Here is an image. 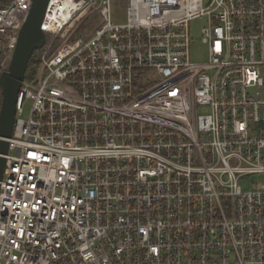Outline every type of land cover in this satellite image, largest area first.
I'll list each match as a JSON object with an SVG mask.
<instances>
[{"label":"built area","instance_id":"obj_1","mask_svg":"<svg viewBox=\"0 0 264 264\" xmlns=\"http://www.w3.org/2000/svg\"><path fill=\"white\" fill-rule=\"evenodd\" d=\"M31 1L0 0V74ZM116 1L47 4L0 264H264V0Z\"/></svg>","mask_w":264,"mask_h":264},{"label":"water","instance_id":"obj_2","mask_svg":"<svg viewBox=\"0 0 264 264\" xmlns=\"http://www.w3.org/2000/svg\"><path fill=\"white\" fill-rule=\"evenodd\" d=\"M49 0H32L27 17L18 31L15 47L12 51L7 70L0 74V180L8 151L7 138L11 136L16 113V102L21 82L30 57L41 48L45 34L41 30V20Z\"/></svg>","mask_w":264,"mask_h":264},{"label":"rangeland","instance_id":"obj_3","mask_svg":"<svg viewBox=\"0 0 264 264\" xmlns=\"http://www.w3.org/2000/svg\"><path fill=\"white\" fill-rule=\"evenodd\" d=\"M120 3H121V0H117L112 5L113 21H114V17H116L117 20L121 19L119 17H121L123 14V11L120 7L121 5ZM205 24H206V17L203 15L189 22V33H190V37L192 40V42H190L191 43V47H190L191 56L190 57L192 60L203 61L206 58L205 46L202 45L201 43V34H200V30ZM5 58H6V54L0 63H3L5 61ZM7 66H8V63H7ZM29 106H30V102L26 101L24 108H23V116L25 118L28 114ZM250 181L251 182L253 181L255 183H264V176H251L249 178V182ZM242 185L246 186V183L242 182Z\"/></svg>","mask_w":264,"mask_h":264},{"label":"trees","instance_id":"obj_4","mask_svg":"<svg viewBox=\"0 0 264 264\" xmlns=\"http://www.w3.org/2000/svg\"><path fill=\"white\" fill-rule=\"evenodd\" d=\"M5 54L6 51L0 49V62L3 60ZM39 54H40V50H35L32 56L30 57L29 62H27L28 65L24 76L25 78H29L30 76H33L35 74ZM0 103H1V92H0Z\"/></svg>","mask_w":264,"mask_h":264}]
</instances>
